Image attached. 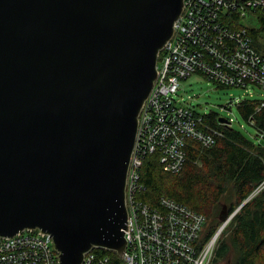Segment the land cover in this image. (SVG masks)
<instances>
[{"label": "water", "instance_id": "obj_1", "mask_svg": "<svg viewBox=\"0 0 264 264\" xmlns=\"http://www.w3.org/2000/svg\"><path fill=\"white\" fill-rule=\"evenodd\" d=\"M183 9L0 0V238L40 230L59 264H83L93 248L123 259L139 116Z\"/></svg>", "mask_w": 264, "mask_h": 264}, {"label": "built area", "instance_id": "obj_2", "mask_svg": "<svg viewBox=\"0 0 264 264\" xmlns=\"http://www.w3.org/2000/svg\"><path fill=\"white\" fill-rule=\"evenodd\" d=\"M249 10L264 13V0H184L183 13L159 55L157 78L139 116L126 187L124 264H212L220 234L238 212L204 242L205 215L169 198H162L157 206L141 201L140 169L145 157L158 154L165 172L178 173L187 160L188 140L213 148L224 137L222 129L206 122V115L175 99L181 81L197 75L224 87L253 84L264 90V56L253 47L247 27L231 17L236 13L244 20ZM220 124L231 126V122ZM102 251L93 248L83 264H110V256ZM0 264H59V254L51 236L25 230L0 238Z\"/></svg>", "mask_w": 264, "mask_h": 264}, {"label": "trees", "instance_id": "obj_3", "mask_svg": "<svg viewBox=\"0 0 264 264\" xmlns=\"http://www.w3.org/2000/svg\"><path fill=\"white\" fill-rule=\"evenodd\" d=\"M249 14L256 16L259 24L256 28L246 26L253 47L264 56V13L249 10ZM231 17L239 26H245L238 14L231 13ZM262 102L255 99L240 102L238 112L243 121L264 137ZM205 119L211 126L222 129L224 137L213 148L188 140L187 160L178 173L165 172L158 154L145 157L140 169L144 190L139 197L151 206L169 198L205 215L207 223L202 234L205 242L221 226L220 214L225 204L230 216L254 195L220 235L214 264L228 262L231 256L234 257L231 264H264V187L255 195L264 185V145L253 142L232 126L221 125L216 113L206 115ZM102 253L110 256V264H124L117 253L107 250Z\"/></svg>", "mask_w": 264, "mask_h": 264}, {"label": "rangeland", "instance_id": "obj_4", "mask_svg": "<svg viewBox=\"0 0 264 264\" xmlns=\"http://www.w3.org/2000/svg\"><path fill=\"white\" fill-rule=\"evenodd\" d=\"M247 16L242 21L243 25L251 28L259 26L256 16L253 14ZM175 99L191 106L198 115L216 113L218 118L229 120L233 128L241 131L250 140L264 145V137L257 134V130L252 125L243 121L238 112V104L240 102L245 100L253 101L254 99L264 101V90L256 85L248 84L245 88L222 87L202 76L193 75L181 81L180 89L175 95ZM231 194L230 192L228 198L231 197ZM252 198L253 195L250 196V200ZM233 258L231 256L228 262L224 261L217 264H231ZM212 264H214V259Z\"/></svg>", "mask_w": 264, "mask_h": 264}, {"label": "bare ground", "instance_id": "obj_5", "mask_svg": "<svg viewBox=\"0 0 264 264\" xmlns=\"http://www.w3.org/2000/svg\"><path fill=\"white\" fill-rule=\"evenodd\" d=\"M248 17V16H247Z\"/></svg>", "mask_w": 264, "mask_h": 264}]
</instances>
